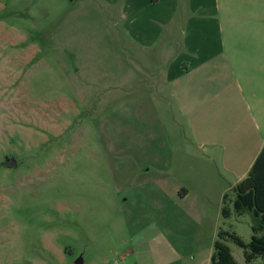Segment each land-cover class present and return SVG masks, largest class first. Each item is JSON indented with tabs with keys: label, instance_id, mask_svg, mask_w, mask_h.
Wrapping results in <instances>:
<instances>
[{
	"label": "rangeland",
	"instance_id": "rangeland-1",
	"mask_svg": "<svg viewBox=\"0 0 264 264\" xmlns=\"http://www.w3.org/2000/svg\"><path fill=\"white\" fill-rule=\"evenodd\" d=\"M219 7L226 40H264V0ZM112 24L111 0H0V264H206L220 230L250 241L247 212L220 213L246 160L208 155L202 107L168 104L163 54Z\"/></svg>",
	"mask_w": 264,
	"mask_h": 264
},
{
	"label": "crops",
	"instance_id": "crops-1",
	"mask_svg": "<svg viewBox=\"0 0 264 264\" xmlns=\"http://www.w3.org/2000/svg\"><path fill=\"white\" fill-rule=\"evenodd\" d=\"M225 1L111 0V22L140 56L154 53L144 60L148 64L163 54V62H168L164 78L172 85L168 104L187 113V118L202 107V143L208 155L225 153L226 159L246 160L235 182L221 194V199L224 194L233 199L231 189L246 177L264 145V40H226L224 32L228 39L231 27L223 25L227 9L219 7ZM28 48L36 55L37 47ZM140 92L130 90L125 95L133 99ZM145 95L149 105L152 94ZM188 195V189H181L177 197ZM163 252L158 251L157 261L164 262Z\"/></svg>",
	"mask_w": 264,
	"mask_h": 264
},
{
	"label": "trees",
	"instance_id": "trees-1",
	"mask_svg": "<svg viewBox=\"0 0 264 264\" xmlns=\"http://www.w3.org/2000/svg\"><path fill=\"white\" fill-rule=\"evenodd\" d=\"M233 199L224 194L221 199L220 213L228 219L231 214L240 216L247 212L250 217L252 232L250 241L245 243L239 236L229 231L220 230L213 243V251L208 264H237L226 240L232 241L243 250L246 264H255L260 260L264 264V145L252 163L246 177L232 189Z\"/></svg>",
	"mask_w": 264,
	"mask_h": 264
},
{
	"label": "water",
	"instance_id": "water-1",
	"mask_svg": "<svg viewBox=\"0 0 264 264\" xmlns=\"http://www.w3.org/2000/svg\"><path fill=\"white\" fill-rule=\"evenodd\" d=\"M4 166H9V167H16V162L14 159H8L3 163Z\"/></svg>",
	"mask_w": 264,
	"mask_h": 264
}]
</instances>
